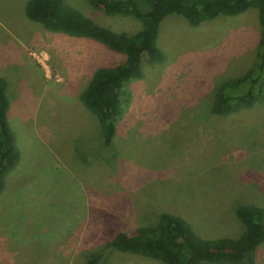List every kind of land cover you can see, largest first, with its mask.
Wrapping results in <instances>:
<instances>
[{"label": "rangeland", "instance_id": "rangeland-1", "mask_svg": "<svg viewBox=\"0 0 264 264\" xmlns=\"http://www.w3.org/2000/svg\"><path fill=\"white\" fill-rule=\"evenodd\" d=\"M27 1L0 0V77L16 91L8 120L21 153L0 194V264H164L109 244L111 234H131L161 213L202 238H237L235 209L264 207V103L225 118L207 107L221 84L249 76L256 12L198 27L167 17L158 40L164 61H144L142 77L125 83L110 151L79 95L97 69L123 57L43 30L27 19ZM64 1L114 31L142 27L85 0Z\"/></svg>", "mask_w": 264, "mask_h": 264}, {"label": "trees", "instance_id": "trees-1", "mask_svg": "<svg viewBox=\"0 0 264 264\" xmlns=\"http://www.w3.org/2000/svg\"><path fill=\"white\" fill-rule=\"evenodd\" d=\"M85 1L94 10L107 15L130 16L142 27L131 34L114 31L70 8L64 0H28L25 15L47 32L92 40L123 57L119 63L97 69L79 95L81 104L94 117L96 131L110 151L116 145V119L122 114L124 85L142 77L144 61L149 64L164 61L165 54L158 40L160 28L169 16H178L190 27H198L220 16L236 17L254 10L260 35L252 70L242 81L230 80L221 84L207 110L217 118H225L264 103V0ZM11 83L8 78L0 77V194L6 188L7 177L21 159L8 120L16 95ZM234 214L243 225L237 238H202L182 218L161 213L155 223L140 225L131 234H111L109 244L125 253L164 264H256L257 251L264 245V207L239 205ZM44 240L37 245L47 252L49 246ZM81 264L98 263L96 258H91Z\"/></svg>", "mask_w": 264, "mask_h": 264}]
</instances>
